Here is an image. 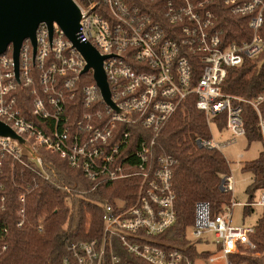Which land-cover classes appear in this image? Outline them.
Returning <instances> with one entry per match:
<instances>
[{
    "label": "built area",
    "instance_id": "1",
    "mask_svg": "<svg viewBox=\"0 0 264 264\" xmlns=\"http://www.w3.org/2000/svg\"><path fill=\"white\" fill-rule=\"evenodd\" d=\"M73 1L82 13L77 40L107 57L102 68L110 99L122 112L103 101L91 71L82 74L86 62L63 32L54 26L50 39L47 26L40 24L34 56L31 42L22 43L17 78L11 46L0 55V121L30 142L37 154L42 149L57 155L94 187L127 179H137L138 186L129 206L117 201L106 208L101 237L69 243L61 264H129L115 254L116 245L146 264H194L184 251L167 249L154 240L176 220L172 183L176 162L156 153V140L193 95L211 134L209 139H196L197 147L221 152L245 136L241 104H246L256 113L264 148L260 110L264 93L244 99L221 89L227 68H237L264 52V0H223L232 16L247 18L250 38L239 43L223 38L213 0ZM222 114L231 138L217 140L212 128L219 135L222 131L213 119ZM5 165L17 190L16 227L22 228L28 221L27 199L37 188V178L48 180V167L39 154L26 158L0 138V180ZM219 190L230 194L229 202L216 214L208 203L197 202L192 234L198 241L212 234L226 264H232L230 255L255 251L249 237L254 225L232 224L233 209L259 208L264 215V188L248 202H236L230 172L222 176ZM5 201L1 194L0 211ZM43 227L40 221L35 228L41 233ZM7 235V228H1L0 257L8 248Z\"/></svg>",
    "mask_w": 264,
    "mask_h": 264
},
{
    "label": "trees",
    "instance_id": "2",
    "mask_svg": "<svg viewBox=\"0 0 264 264\" xmlns=\"http://www.w3.org/2000/svg\"><path fill=\"white\" fill-rule=\"evenodd\" d=\"M212 9L217 15V27L223 38L230 42H241L250 38L247 18L235 17L229 13L223 0H213ZM92 81L90 75H86ZM222 92L244 99L254 98L264 93V52L253 59H245L237 68H227ZM24 91L20 89V92ZM195 97L191 95L169 119L156 140V153L175 160L172 168V183L175 193V223L154 240L167 249H178L187 253L193 260L198 257L194 245L187 239L186 230L194 224V206L197 202L209 204L212 214L230 200V194L219 190L222 176L230 174V166L221 152L196 146V139H209L211 134L202 112L195 108ZM29 109V98L26 94ZM264 113V104L261 106ZM32 120L30 116H27ZM241 118L248 142L261 141L257 130V116L253 108L241 104ZM219 131L225 129V115L213 119ZM140 133L149 135L141 127ZM140 139V138H139ZM138 139V141H139ZM38 154L48 169V180L37 178V188L27 199L28 221L17 228L14 214L18 208L17 190L7 165L1 178L6 196L5 208L0 211V229L8 230L6 252L0 257V264H61L67 256V246L75 241H90L101 237L106 208L117 201L129 206L134 199L138 180L127 179L117 182H103L97 187L85 179L79 170L69 167L57 155L42 149ZM252 176L246 188L249 198L264 188V151L241 168ZM245 208L244 215L250 214ZM43 222V231L36 230ZM264 215L254 224V232L249 236L255 245V254L230 255L232 264H264ZM115 254L129 264H146L133 257L119 245ZM205 258H209V253Z\"/></svg>",
    "mask_w": 264,
    "mask_h": 264
},
{
    "label": "water",
    "instance_id": "3",
    "mask_svg": "<svg viewBox=\"0 0 264 264\" xmlns=\"http://www.w3.org/2000/svg\"><path fill=\"white\" fill-rule=\"evenodd\" d=\"M81 19L82 13L73 0H0V55L11 46L17 78L18 55L22 43L27 39L31 42L34 56L38 26L40 24L47 26L50 39L54 26H57L84 58L86 65L82 74L91 71L103 101L116 112H122L110 99L109 86L102 68L103 61L107 57L101 56L90 44L80 43L77 40L76 33ZM0 138L14 144L26 158L38 157L30 142L15 134L1 121Z\"/></svg>",
    "mask_w": 264,
    "mask_h": 264
},
{
    "label": "rangeland",
    "instance_id": "4",
    "mask_svg": "<svg viewBox=\"0 0 264 264\" xmlns=\"http://www.w3.org/2000/svg\"><path fill=\"white\" fill-rule=\"evenodd\" d=\"M213 134L217 140H224L231 138L230 134L225 130L222 131L221 135L212 128ZM264 151L261 141H252L248 142L245 136L236 139L235 143L225 146L221 153L224 158L227 160L230 166L231 174L235 180V192L234 199L236 202L246 203L250 200L248 193L246 192L247 186L251 183L252 176L249 173L243 172L241 170L245 162H251L256 160L260 153ZM243 207H235L233 209V219L232 224L234 225H254L256 220L259 218L262 213L261 209L253 208V212L250 214L244 215ZM193 229L192 227L187 228L186 237L194 245L198 253V257L195 258L194 264H226L227 260L222 256L221 252L215 245V239L212 234L205 236V240H195L193 238ZM209 253V257H213L214 261L211 263L208 261L205 255ZM243 255H250L252 257H257L258 254L254 252H244ZM238 254V255H242ZM243 264V263H240Z\"/></svg>",
    "mask_w": 264,
    "mask_h": 264
}]
</instances>
